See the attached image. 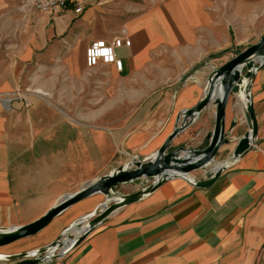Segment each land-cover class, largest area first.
Returning <instances> with one entry per match:
<instances>
[{"label":"crops","instance_id":"0c3cea01","mask_svg":"<svg viewBox=\"0 0 264 264\" xmlns=\"http://www.w3.org/2000/svg\"><path fill=\"white\" fill-rule=\"evenodd\" d=\"M18 2L0 0V227L29 224L64 194L132 157L151 156L180 112L201 100L211 68L264 34V0H69L59 14L26 16ZM116 36L130 41L115 49L121 71L102 62L88 68L86 47ZM251 99L257 143L211 187L168 180L50 264H264V63ZM224 122L231 141L218 160L248 130L233 94ZM213 127L209 105L168 151L205 147ZM124 188L128 194L140 186ZM100 199L82 200L38 234L0 249L19 241L21 249L4 254L44 246L79 216L58 219L88 213Z\"/></svg>","mask_w":264,"mask_h":264},{"label":"water","instance_id":"95a60500","mask_svg":"<svg viewBox=\"0 0 264 264\" xmlns=\"http://www.w3.org/2000/svg\"><path fill=\"white\" fill-rule=\"evenodd\" d=\"M263 63L264 34L256 43L249 45L224 64L211 68L201 100L192 108L180 112L173 132L151 156L132 157L107 174L87 182L79 190L64 194L45 214L29 224L0 227V247H3L38 234L55 217L90 196L99 194L104 198L90 214L72 222L52 242L20 253L0 254V261L9 264H50L76 248L109 215L126 205L138 202L173 178L184 179L194 188L211 187L224 170L251 151L257 143V121L251 99V85L255 73ZM194 73L195 70L182 81L193 77ZM230 94L241 99L248 130L237 138L235 148L227 158L218 160L216 156L219 148L231 141L230 133L225 132L224 122ZM209 105L214 106V127L206 136L207 145L196 148L181 146L168 151L172 139L188 128ZM235 124L233 120L230 129ZM196 170H201L202 176L191 178L190 173ZM132 183H137L140 188L128 194L117 190V187ZM84 222H87L84 230L78 235L73 232V229L83 227Z\"/></svg>","mask_w":264,"mask_h":264},{"label":"built area","instance_id":"2783aa9c","mask_svg":"<svg viewBox=\"0 0 264 264\" xmlns=\"http://www.w3.org/2000/svg\"><path fill=\"white\" fill-rule=\"evenodd\" d=\"M69 0H19L18 9L23 15L33 14L35 12L56 15L61 13ZM74 13L79 14L82 11L80 5L74 8ZM129 40H123L121 36H116L111 42H91L85 49V65L88 68L96 66L99 62L113 64L115 69L121 71L122 61L116 57L115 49L122 45L129 46ZM73 236V235H72Z\"/></svg>","mask_w":264,"mask_h":264},{"label":"bare ground","instance_id":"6f19581e","mask_svg":"<svg viewBox=\"0 0 264 264\" xmlns=\"http://www.w3.org/2000/svg\"><path fill=\"white\" fill-rule=\"evenodd\" d=\"M98 195H99V194H96L95 196H98ZM99 196H100V195H99ZM88 199H90V198H87V199H85V200H83V201H86V200H88ZM103 199H104V198H102V201H103ZM83 201L77 203L76 205L82 203ZM102 201H101V202H102ZM101 202H100V203H101ZM100 203H99L97 206H99ZM76 205H74V206H76ZM74 206H73V207H74ZM71 208H72V207H71ZM68 210H69V209H68ZM92 211H93V210H92ZM92 211H90V212H88V213H85V214L81 215L80 217H78V219H79V218H83V216H85V215H87V214H90ZM86 223H87V222H84L83 227L73 229V232L77 233V235H78L80 231L84 230V227L86 226ZM22 243H23L22 241H21V242L19 241L18 243H15V244H13V245H11V246H8V247H6V248H2V249H0V251L5 252V251H9V250L12 251V250H18V249H21V248H22V245H23ZM0 254H4V253H1V252H0Z\"/></svg>","mask_w":264,"mask_h":264},{"label":"rangeland","instance_id":"374dc122","mask_svg":"<svg viewBox=\"0 0 264 264\" xmlns=\"http://www.w3.org/2000/svg\"><path fill=\"white\" fill-rule=\"evenodd\" d=\"M124 187H126V185H124V186H120V187L118 188V191H119V192H122V190L125 189ZM94 197H95V198L100 197L101 199H100L99 201H97L96 203H94L95 206L92 207V208H93L92 210H94V209L97 207V206H96L97 203H100V201H101L102 198H103L101 195H100V196H99V195H98V196H95V195H94V196H91V197H89V198L92 199V198H94ZM78 205H79V204H78ZM76 206H77V205H76ZM86 212H87V211H83V212H81L80 214L75 215V216H73V217H71V218H70V217H65V216H63L61 219H58V220L60 221L59 223L61 224V223H64V222H68V221H70V220H72V219H77L78 216L80 217L82 214H84V213H86ZM54 222L56 223V221H54ZM54 222H53V224H55ZM60 224H59V225H60ZM53 226H54V225H52V227H53ZM50 235H51V234H50ZM50 235H49V236H50ZM20 242H21V241H20ZM17 243H18V242H17ZM33 243H35V242H33ZM14 244H15V243H14ZM22 244H24V243H22ZM30 245H31V244H30ZM22 246H23V245H22ZM28 246H29V245H26V246H24L23 248L28 247ZM9 251H11V250H9ZM9 251H5V252L0 251V252H1V253H8ZM12 251H15V250H12ZM6 263L9 264V262H6Z\"/></svg>","mask_w":264,"mask_h":264}]
</instances>
